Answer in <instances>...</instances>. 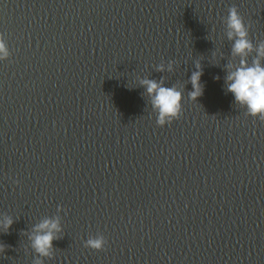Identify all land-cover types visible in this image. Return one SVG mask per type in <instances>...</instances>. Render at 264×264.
I'll use <instances>...</instances> for the list:
<instances>
[{"label":"water","instance_id":"95a60500","mask_svg":"<svg viewBox=\"0 0 264 264\" xmlns=\"http://www.w3.org/2000/svg\"><path fill=\"white\" fill-rule=\"evenodd\" d=\"M232 8L264 66V0H0V264H264V120L227 89ZM144 80L183 94L178 120L157 124Z\"/></svg>","mask_w":264,"mask_h":264},{"label":"clouds","instance_id":"9594fccd","mask_svg":"<svg viewBox=\"0 0 264 264\" xmlns=\"http://www.w3.org/2000/svg\"><path fill=\"white\" fill-rule=\"evenodd\" d=\"M227 26L228 38L234 41L233 54L241 57L240 66L230 71L227 77V89L234 95L236 103L246 109L249 116L264 120V66L259 58L252 65L247 63L246 56L252 51L253 45L248 40L247 28L235 8L229 11ZM258 57H264V46L258 50ZM10 58L9 46L4 35L0 34V62L8 61ZM201 76V71H196L191 76L193 91L190 95L193 100L203 95ZM142 83L152 98V106L158 113L156 122L160 127H165L181 117L183 94L176 87H165L162 81L154 80H144ZM13 223L11 218L0 221V232L9 231ZM61 231L58 219L43 221L35 228L36 234L32 237V247L40 256L50 257L54 241L59 238L57 233ZM106 244L107 240L101 234L90 237L85 241L84 246L95 251H103ZM4 250V246L0 245V253ZM37 264L41 262L38 261Z\"/></svg>","mask_w":264,"mask_h":264}]
</instances>
